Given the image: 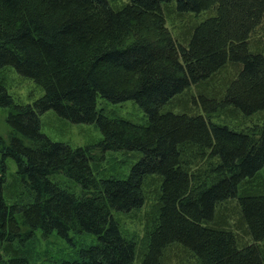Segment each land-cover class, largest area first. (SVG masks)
Here are the masks:
<instances>
[{
    "label": "trees",
    "instance_id": "1",
    "mask_svg": "<svg viewBox=\"0 0 264 264\" xmlns=\"http://www.w3.org/2000/svg\"><path fill=\"white\" fill-rule=\"evenodd\" d=\"M262 24L264 0H0V264H264ZM48 110L101 138L50 139ZM36 230L70 248L41 258Z\"/></svg>",
    "mask_w": 264,
    "mask_h": 264
},
{
    "label": "rangeland",
    "instance_id": "2",
    "mask_svg": "<svg viewBox=\"0 0 264 264\" xmlns=\"http://www.w3.org/2000/svg\"><path fill=\"white\" fill-rule=\"evenodd\" d=\"M255 33L264 34V24L258 27ZM12 69V68H11ZM5 83L8 87V92L18 103H32L34 99L38 98L43 90L36 85L31 79L20 76L14 69L9 74H3ZM103 106L109 113L116 117H123L132 122H144L146 120L145 114L141 107L134 100H126L121 103H110L101 97L98 98V106ZM5 110L0 107V134L6 136L8 127L5 123ZM41 130L52 140L64 142L72 147L85 146L96 143L101 138L99 128L94 123H75L59 118L52 110H48L41 115ZM115 159H125L124 162L115 165L110 161L106 164L107 175H121L128 171L131 163L136 160L125 156L119 151L111 154ZM107 161L110 160V155L105 154ZM131 217H126V223H131ZM134 224V223H133ZM138 227H135L137 229ZM36 237L38 240V253L41 258L48 255H56L59 251H67V242L64 237L55 233H51L44 237L39 230H36ZM70 235V234H69ZM71 238V235H70ZM67 248V250H65Z\"/></svg>",
    "mask_w": 264,
    "mask_h": 264
}]
</instances>
